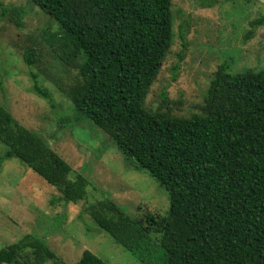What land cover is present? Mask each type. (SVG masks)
I'll return each instance as SVG.
<instances>
[{"label": "trees", "instance_id": "1", "mask_svg": "<svg viewBox=\"0 0 264 264\" xmlns=\"http://www.w3.org/2000/svg\"><path fill=\"white\" fill-rule=\"evenodd\" d=\"M30 1L59 28L45 29L39 39L68 71L76 70L63 90L76 112L170 195L165 217L139 208L133 218L100 201L86 209L94 224L141 264H264V68L233 73L224 61L201 113L173 116L168 107L146 106L175 40L172 0ZM0 9L21 25L24 11L1 1ZM180 38L184 54V26ZM24 61L34 68L40 49H26ZM38 79L32 73L34 93L55 106ZM0 143L7 149L3 160H20L58 189L62 201L86 199L88 180L1 104ZM26 251L32 264L55 259L44 240L28 235L0 249V264H31ZM77 264L107 263L86 250Z\"/></svg>", "mask_w": 264, "mask_h": 264}, {"label": "rangeland", "instance_id": "2", "mask_svg": "<svg viewBox=\"0 0 264 264\" xmlns=\"http://www.w3.org/2000/svg\"><path fill=\"white\" fill-rule=\"evenodd\" d=\"M0 1L7 9L25 12L17 26L16 14L3 17L0 9V104L89 183L84 201L67 204L58 189L20 160H3L7 149L0 143V249L33 235L55 254L46 264H77L86 250L107 264H141L101 231L86 209L109 200L133 218L141 210L165 217L169 192L126 158L91 119L79 115L65 96L76 70L68 71L39 39L45 29L59 32L57 25L30 0ZM209 1L172 0L175 40L146 100L149 109L168 107L173 116L188 118L201 113L210 82L224 61L233 73L264 68V24L257 25L264 20V0ZM182 26L188 45L184 54ZM30 47L40 49V61L32 69L24 61ZM32 73L39 75V85L49 90L55 106L34 93ZM23 257L33 263L29 251Z\"/></svg>", "mask_w": 264, "mask_h": 264}]
</instances>
